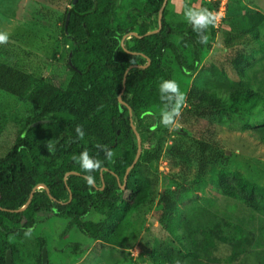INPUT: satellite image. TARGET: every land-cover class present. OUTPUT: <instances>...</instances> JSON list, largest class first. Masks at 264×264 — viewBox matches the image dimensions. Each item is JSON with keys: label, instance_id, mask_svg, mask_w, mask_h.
<instances>
[{"label": "trees", "instance_id": "trees-1", "mask_svg": "<svg viewBox=\"0 0 264 264\" xmlns=\"http://www.w3.org/2000/svg\"><path fill=\"white\" fill-rule=\"evenodd\" d=\"M170 2L167 0L163 8L159 31L137 38L128 35L157 29L163 0H69L55 21L66 52L67 77L63 82L43 79L25 62L17 64L0 54V92L24 99L33 107L20 121L0 116V208L23 207L38 184L45 185L53 198L38 188L25 210L0 209V264H6L7 251L12 264H23L24 257L41 263L45 244L39 239L29 242V236L44 214L66 221L61 236L75 230L88 242L130 248L139 242L145 223L143 216L139 222L132 216L144 215L155 204L160 207L158 225L170 239L154 242L147 253L148 264L232 263L251 245L253 232L242 224L225 221L200 203L185 179L179 180L194 166L197 176L207 177L221 196L263 217L264 186L218 167L220 152L215 145L183 135L187 118L182 123V113L178 117L182 127L158 124L163 103L158 85L166 79L180 84L176 76L186 82L204 70L206 83L212 85L209 92L193 87L186 95L181 89L190 109L195 108L194 116H234L243 125V132L264 145V99L250 88L246 76L256 54L264 58V42L258 34L264 15L241 0H229L226 19H222L227 21L229 32L254 38L262 53L247 55L228 48L227 62L235 74L231 79L214 65L201 66L211 48L210 38L217 31L215 23L206 29L207 42L201 43L186 19H170ZM200 2L196 10L204 7L212 11L206 1ZM217 5L213 4L215 9ZM147 63L145 68L130 69L123 84L129 66ZM120 94L131 109L142 148L123 188L120 184L134 160L137 141L128 108L118 102ZM77 127L83 130L82 137L77 135ZM170 129L176 138L164 148ZM85 150L102 161L101 167L91 172L96 187L86 184L88 173L73 159ZM106 150L113 153L110 160L105 159ZM163 160L169 172L178 169L173 188L164 191L160 189L163 173L159 169ZM29 229L30 234L25 235ZM219 245L228 248L225 259L217 256ZM78 248L83 252L86 246H70L73 251Z\"/></svg>", "mask_w": 264, "mask_h": 264}, {"label": "rangeland", "instance_id": "rangeland-1", "mask_svg": "<svg viewBox=\"0 0 264 264\" xmlns=\"http://www.w3.org/2000/svg\"><path fill=\"white\" fill-rule=\"evenodd\" d=\"M200 1L206 3L216 14L221 0H171L169 5L170 19H185L184 12L191 7L197 9L201 6ZM264 15V0H241ZM218 2L216 9L213 4ZM69 0H0V32H7L9 39L6 43L0 44V54L16 60L17 64L25 62L31 70H36L43 79H51L63 82L67 77L65 67L66 52L61 41L56 18L60 16ZM229 0H225V8L222 10L223 17L220 22L214 24V36L210 38L211 48L208 55L202 61L201 66L207 68L214 65L218 69L225 70L229 78L233 79L235 74L230 71L227 58L228 48L244 51L247 55L260 52V44L254 38L248 36H234L229 32L226 19V7ZM42 12V13H41ZM223 19V20H222ZM259 39L264 42V22L259 27ZM261 53V52H260ZM262 54V53H261ZM253 65L247 69L246 76L249 78L250 88L256 91L264 99V58L256 54ZM208 76L206 72L191 80H181L180 88L184 89L186 95L193 87L200 91L209 92L212 88L206 83ZM219 83L213 81L212 84ZM222 98L225 96L220 95ZM197 102V101H196ZM201 104V103H200ZM186 101L182 108V123L184 136L203 138L215 145L220 154L216 158L218 167L229 171L243 174L252 183L264 186V145L255 137L243 132L241 123L232 116L228 118L226 113L213 115L206 119L194 116L195 108H191ZM200 107V105H199ZM33 107L24 99L10 96L0 92V116L9 121H20L30 115ZM193 112H190V111ZM258 113V111H256ZM260 114V113H259ZM182 127L179 118L174 124ZM260 126L261 125H257ZM188 129H185L187 128ZM182 135V137H183ZM176 135L171 131L167 135L164 148H168ZM191 140L193 138H186ZM191 142V141H190ZM0 148V156L2 154ZM161 176L160 189L162 191L173 188L175 169L169 172L168 164L163 160L160 162ZM179 181H186L191 185L198 196L200 203L233 224H242L254 234V240L247 250L237 261L228 263L223 261L220 264H264V217L245 208L238 201L221 196L211 188L208 178H199L196 168L189 166L182 174ZM160 207L155 204L153 208L143 213L134 214L132 220L139 222V217L144 218V228L140 232L138 243L130 248L116 247L107 244H100L94 241H87L81 234L71 230L61 236L66 221L59 220L46 214L41 215V223L29 236V242H36L38 239L46 246L48 264H148L147 253L156 240H169L158 225ZM49 217V218H47ZM86 246L83 252L70 249L72 244ZM68 246V247H67ZM63 252H58L64 249ZM229 254L228 248L219 245L217 256L225 259ZM23 264H35L31 258L24 257Z\"/></svg>", "mask_w": 264, "mask_h": 264}, {"label": "clouds", "instance_id": "clouds-1", "mask_svg": "<svg viewBox=\"0 0 264 264\" xmlns=\"http://www.w3.org/2000/svg\"><path fill=\"white\" fill-rule=\"evenodd\" d=\"M183 15L186 21L191 25L192 30L198 35L200 42L206 43L208 39L206 29L215 23V14L204 7L198 10L189 7ZM8 39L9 34L7 32H0V44L6 43ZM158 91L160 100L163 102L160 109L158 124L169 127L176 123L177 118L181 114V110L185 104V94L181 91L180 85L172 79L162 80L158 85ZM76 133L79 137L84 135L80 127L76 128ZM112 155L113 153L111 150L105 151V159L110 160ZM73 159L77 160L79 162V167L88 173L84 177L86 184L94 185L95 178L91 175V172L98 170L101 167L102 161L91 157L87 150L80 152L79 155L73 157ZM30 232L31 229H29L25 235H29Z\"/></svg>", "mask_w": 264, "mask_h": 264}, {"label": "water", "instance_id": "water-1", "mask_svg": "<svg viewBox=\"0 0 264 264\" xmlns=\"http://www.w3.org/2000/svg\"><path fill=\"white\" fill-rule=\"evenodd\" d=\"M166 1H167V0H163V3H162L161 7H160L159 10H158V18H157V19H158V27H157V29L152 30V31H149V32L145 33L144 35H138V34L135 33V32H131V33H129L128 36H135V37H137V38H142V37L147 36V35H150V34H152V33H157V32L159 31V29L161 28V16H162V11H163V8H164V6H165V4H166ZM126 37H127V36H124V37L122 38V40H121V45H122V46H124V45H123V40H124ZM125 51L128 52V53H130V52L127 51L126 49H125ZM148 63H149V62H148ZM148 63H147L146 65H144V66H138V65H131V66H129V67L126 69L125 73H124L123 84L125 83V77H126V74H127V72H128L130 69H132V68H134V67H137V68H145V67L148 65ZM123 91H124V85H123V88H122V90H121V94L123 93ZM121 94L118 96V102H119V104H121V105L127 106V104L121 99ZM127 108H128V112H129V116H130V121H131L132 112H131L130 107L127 106ZM131 128H132V130H133V132H134V134H135V136H136L137 150H136V154H135V157H134V160H133L132 164L127 168V170H126V172H125L124 183H123V184H120V187H121V188L124 187V184H125V182H126V176L128 175L129 171L132 169V167L134 166V164L137 162V160H138V158H139V156H140V154H141V151H142V148H141V138H140L138 132L136 131V128H135L134 124L132 123V121H131ZM71 173L75 174V172H71ZM68 174H69V173H66V176H67ZM76 174H77V173H76ZM102 185H103V183H102ZM93 186L96 187V184H94ZM38 188H44V189L46 190V192H47L48 197H49L51 200H53L52 196L50 195V191L48 190V188H47L45 185H43V184H38V185L35 186V188H34V189L32 190V192L30 193L29 199H28V201L26 202V204H25L23 207H21V208H19V209H16V210H7V209H2V208H0V209H1V210H5V211H9V212H21V211L25 210L26 207L28 206V204L30 203L31 197H32V195H33V192L35 191V189H38ZM101 189H102V188H101ZM70 199H71V194H70V192H69V200H70ZM5 261H6V264H12V261H11V259H10V253H9V251L6 252V255H5ZM40 264H48V253H47V249H46L45 246L42 247V250H41V263H40ZM143 264H145V263H143Z\"/></svg>", "mask_w": 264, "mask_h": 264}, {"label": "built area", "instance_id": "built-area-1", "mask_svg": "<svg viewBox=\"0 0 264 264\" xmlns=\"http://www.w3.org/2000/svg\"><path fill=\"white\" fill-rule=\"evenodd\" d=\"M223 8H225V0H221L220 1V6H219V8H218V12L215 14V16H216V21H215V23H219L220 22V19L219 18H221V17H223V14H222V10H223Z\"/></svg>", "mask_w": 264, "mask_h": 264}]
</instances>
